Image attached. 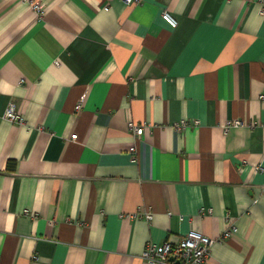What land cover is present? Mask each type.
Instances as JSON below:
<instances>
[{
  "label": "crops",
  "instance_id": "obj_1",
  "mask_svg": "<svg viewBox=\"0 0 264 264\" xmlns=\"http://www.w3.org/2000/svg\"><path fill=\"white\" fill-rule=\"evenodd\" d=\"M36 1L0 0V264H144L191 229L264 264V0Z\"/></svg>",
  "mask_w": 264,
  "mask_h": 264
},
{
  "label": "built area",
  "instance_id": "obj_2",
  "mask_svg": "<svg viewBox=\"0 0 264 264\" xmlns=\"http://www.w3.org/2000/svg\"><path fill=\"white\" fill-rule=\"evenodd\" d=\"M22 1L31 7L38 17H43L45 10L41 3L36 0ZM122 1L128 6L139 5L142 3V0ZM162 18L172 29H176L178 27V21L168 10L163 11ZM80 109L81 105L79 104L76 106V111H80ZM2 118L20 126H24L26 124L25 119L18 112L14 103H10L8 105L2 115ZM188 124L189 123L187 121H183L181 126L186 127ZM241 124V121H233L232 123H228L226 125L225 130L228 131L231 126H240ZM129 129L133 133L134 139H139L144 135V126L136 125L135 123L130 122ZM178 129L180 130L179 126ZM77 137L78 135L76 134L72 135L71 140L75 141L77 140ZM130 154L132 161H137V149L135 144L130 148ZM26 214H28V211H26ZM145 219L148 223H151L153 220L152 213L146 214ZM180 219L183 220L182 217H180ZM236 232V225L233 223L229 224L221 240L223 241L231 237ZM216 242V239H212L191 229L184 237L176 242L166 241L162 244H156L152 241L147 242L141 255V259L144 264H206L211 254V248Z\"/></svg>",
  "mask_w": 264,
  "mask_h": 264
}]
</instances>
